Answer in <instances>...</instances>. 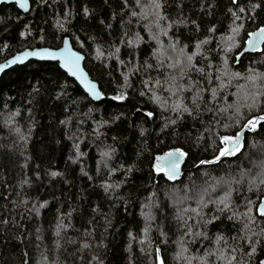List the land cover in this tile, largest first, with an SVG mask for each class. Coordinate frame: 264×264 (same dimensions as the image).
I'll list each match as a JSON object with an SVG mask.
<instances>
[{"label": "trees", "instance_id": "trees-1", "mask_svg": "<svg viewBox=\"0 0 264 264\" xmlns=\"http://www.w3.org/2000/svg\"><path fill=\"white\" fill-rule=\"evenodd\" d=\"M30 1L0 5V61L68 36L104 98L54 61L1 75L0 264H259L264 121L244 125L264 115V54L239 53L264 0ZM241 130V151L215 161ZM174 147L187 155L171 182L152 161Z\"/></svg>", "mask_w": 264, "mask_h": 264}, {"label": "snow or ice", "instance_id": "snow-or-ice-1", "mask_svg": "<svg viewBox=\"0 0 264 264\" xmlns=\"http://www.w3.org/2000/svg\"><path fill=\"white\" fill-rule=\"evenodd\" d=\"M14 2L16 4L19 5L20 8L24 9V10H28L29 8V0H14ZM136 2L139 4L140 0H136ZM237 0H233V3H236ZM150 5L154 6V8L156 10H159L161 8V3L160 0H149ZM87 13V10H85ZM245 10L243 8L240 9V12L243 13ZM132 15H137V13L133 12ZM155 15L157 16V21L159 19H165V17L160 16L159 12L157 11L155 13ZM235 15V14H234ZM146 18V17H145ZM236 19H240L239 16H236ZM171 26V25H169ZM62 27V25H61ZM243 28V24L238 25L237 27H234L231 31L233 33H239L240 29ZM165 35H167V33H164ZM248 35V40L246 41V44L248 45L247 48H245V51H260L262 54H264V50L260 49V45L264 44V26H260L258 27L255 31H251L247 33ZM229 40H232L233 37L229 36L228 37ZM178 43V41H177ZM208 43L207 40L200 42L199 44L196 45L197 48H199L201 46V44H205ZM64 45L65 47L59 51H51L48 49L42 50V51H27L24 52L23 54L15 57L12 60H9L7 63L4 64H0V73L4 72L6 69L9 68L10 65H15L17 63H22L25 60H27L29 57H39L41 59H51V60H62L64 61L63 63V67L65 69H67V71L72 75L77 77L80 82L85 86V88L87 89L88 93L93 96V97H99L100 93L96 90V85L94 83H92L91 81L87 80V76L86 74L83 72L82 69L79 68V62L83 59V57L81 55H79L78 53L72 52L69 48V42L68 40H64ZM173 50H175V45H172ZM119 51V49H117V52ZM229 51H231V47L229 48ZM98 56L103 55L102 52L99 51V49L97 50ZM241 55H243V53H241ZM193 59V56L189 55L187 57L188 61H191ZM180 62L177 61V64H179ZM177 65H169V67H176ZM76 69V70H74ZM79 73V75H78ZM237 76L239 75L238 73L236 74ZM260 75H264V74H260ZM252 79H259V75H254L253 77H251ZM174 79V78H173ZM159 83V82H157ZM264 95V92H259L257 91L253 97V106L255 105V101L256 98L260 97ZM114 99H124V96H117L114 97ZM156 101L159 103V97H156ZM164 104H161V107H164ZM169 107H171V109L173 111L176 112H188L189 109L187 107H185L182 103L180 102H176L172 105H170ZM148 116H152V113H148ZM264 121V115H260L257 116L253 119H250L247 121V124L244 125V127H248L251 130H255L256 125L260 122ZM173 124L176 122L175 120L171 121ZM221 141L226 145V147L222 148L220 150L219 155L215 158V161H219L221 159V157H231V156H235L237 155V153H239L241 151V137L240 134L238 133L237 135L233 136H224L221 137ZM102 155L104 156H108L109 153L105 152ZM186 153H184L182 150L180 149H174L172 151H169L167 153H165L162 156H158L156 157V164L154 166V170L158 173H163L169 180H175L179 175H180V166L184 160V158L186 157ZM215 161H201V164H205V163H214ZM53 175H57V173H53ZM106 187H111L106 186ZM178 201L183 202L184 199H186V197H179L177 196ZM221 204L224 205V208L228 207V204H226L224 202V200L220 201ZM195 211V210H193ZM259 214L261 216H264V202H261L260 207L258 209ZM247 215V214H246ZM254 218L249 216V222H251ZM247 227V225H246ZM264 234V233H262ZM197 235H202V234H197ZM255 235V234H254ZM222 239L221 238H218ZM257 243L259 242V240L256 241ZM85 247H87V245H85ZM250 248L251 251L248 253L249 255L255 253L256 248L254 246H252L251 242H250ZM231 259H235V257H232ZM161 264H163V262L161 261ZM229 264H231V262H229ZM262 264H264V262H262Z\"/></svg>", "mask_w": 264, "mask_h": 264}, {"label": "water", "instance_id": "water-1", "mask_svg": "<svg viewBox=\"0 0 264 264\" xmlns=\"http://www.w3.org/2000/svg\"><path fill=\"white\" fill-rule=\"evenodd\" d=\"M11 3H14V4L17 6V8H18L21 12H23V13H27V12H29L30 9H31V1H30V0H29V8H28L27 11L24 10V9H22V8H20L19 5L16 4V3L14 2V0H0V5H2V4H11ZM262 26H264V24H263ZM256 29H257V28H256ZM256 29H254L253 31H255ZM248 38H249V37H247V40H248ZM64 40H68V42H69V48H70V50H71L72 52L78 53L79 55H81V56L83 57V59L79 62V68L82 69L83 72L86 74V76H87V80H88V81H91L92 83H94V84L96 85V90L100 93V96H99V97H93V96H91V95L88 93V91H87V89L85 88V86L80 82V80H79L77 77L72 76V75L67 71V69H65V68L62 66L63 63H64V61H62V60H51V59H41V58H39V57H29L27 60H25V61L22 62V63H17V64H15V65H10L9 68L6 69L4 72H6L7 70H9V69H11L12 67H15V66H17V65H23V64H25L26 62H28V61H30V60L54 61V62H57L58 66H59L64 72H66V73L68 74L69 77L73 78V79L76 81V83L80 86V88H81V89H82V90H83V91H84V92H85V93H86V94H87V95H88L93 101H99V100H101L102 98H104V93H103V91L101 90L98 81H97L96 79L92 78V77L89 75V73H88V71L86 70V68L84 67L85 54H84L82 51L76 49V48L73 46L72 41H71V39H70L68 36L63 37L62 40H61V42H60V44H59L58 46H55V47L48 46V45H37V46H32V47H25V48H22V49H20V50H18V51H16V52H14L13 54L9 55L8 57L4 58L3 60H1V61H0V64L7 63L9 60L14 59L15 57H17V56H19V55H21V54H23L24 52H27V51H42V50H45V49H48V50H51V51H59V50H61V49H63V48L65 47V45H64ZM247 40H246V41H247ZM262 45H263V44L260 45V48H261ZM247 47H248V45H247L246 42H245V44H244L242 50H241L240 53H239V56L241 55V53H245V52H250V53H252V52H254V51H245V48H247ZM74 70H76V69H74ZM4 72L0 73V77H1V75H2ZM78 75H79V73H78ZM243 130H244V129H243ZM243 130H241L240 133H239V134H240V137H241V142H242V139H243V137H242ZM174 149H180V150H182V151L185 153V151H184L182 148H180V147H174V148H172V149H170V150H166V151H163V152H161V153H157V154L154 156L153 161H152V168H153V170H154V166H155V164H156V162H157V161H156V157H158V156H162V155H164L165 153H167V152H169V151H172V150H174ZM185 159H186V157L184 158V160H183V162H182V164H181V166H180V175H179L175 180H169V179H168L163 173H160V174H163V175H164L169 181H171V182H174V181L180 179V178L183 176V174H184ZM154 171H155V170H154ZM155 172H156V171H155ZM157 173H158V172H157ZM261 202H264V197L261 198V199L258 201V204H257V210L259 209ZM258 212H259V211H258ZM262 262H264V258H261V259L259 260V264H262Z\"/></svg>", "mask_w": 264, "mask_h": 264}, {"label": "rangeland", "instance_id": "rangeland-1", "mask_svg": "<svg viewBox=\"0 0 264 264\" xmlns=\"http://www.w3.org/2000/svg\"><path fill=\"white\" fill-rule=\"evenodd\" d=\"M263 45H264V44H263ZM263 45L261 46V48L263 47ZM224 147H225V145H224ZM224 147H223V148H224Z\"/></svg>", "mask_w": 264, "mask_h": 264}]
</instances>
